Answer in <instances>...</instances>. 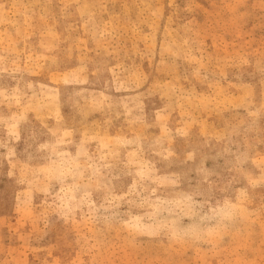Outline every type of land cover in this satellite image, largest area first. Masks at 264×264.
<instances>
[{
  "label": "rangeland",
  "instance_id": "rangeland-1",
  "mask_svg": "<svg viewBox=\"0 0 264 264\" xmlns=\"http://www.w3.org/2000/svg\"><path fill=\"white\" fill-rule=\"evenodd\" d=\"M0 264H264V0H0Z\"/></svg>",
  "mask_w": 264,
  "mask_h": 264
}]
</instances>
